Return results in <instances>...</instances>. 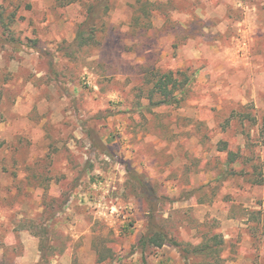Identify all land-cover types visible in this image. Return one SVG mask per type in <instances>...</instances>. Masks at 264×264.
<instances>
[{"label":"rangeland","instance_id":"374dc122","mask_svg":"<svg viewBox=\"0 0 264 264\" xmlns=\"http://www.w3.org/2000/svg\"><path fill=\"white\" fill-rule=\"evenodd\" d=\"M150 1L0 0V264H96L98 237L102 264H208L142 250L152 216L183 243L220 234L219 264H264V0ZM150 67L190 77L180 105L150 104ZM220 140L255 176L216 182Z\"/></svg>","mask_w":264,"mask_h":264},{"label":"trees","instance_id":"16d2710c","mask_svg":"<svg viewBox=\"0 0 264 264\" xmlns=\"http://www.w3.org/2000/svg\"><path fill=\"white\" fill-rule=\"evenodd\" d=\"M138 3L140 4L138 11H141L144 16L149 17L153 8L152 4L154 2L150 0H138ZM139 18L140 15L137 14L135 20H138ZM95 28V25L91 23L89 26V31L87 29H80L76 39L77 45L85 46L90 44V42L94 39ZM144 76L145 82L151 83V86L148 89V99L152 106L180 105L187 95L188 86L191 80L190 77L182 70L173 71L172 69H167L165 71H161L156 67H150L149 69L145 68ZM178 76H182V78H179ZM254 116L255 115L252 116L250 113H247L241 117L243 119H250L255 124L256 119ZM260 124V131L262 135H264V117H262ZM218 150L219 152L225 153V158L215 167L217 172V183L223 182L232 176H237L243 173L245 175L250 174L251 176H255L257 169V166L255 165L252 168V172H249L246 169H236L235 164L239 163V161L241 162L242 158L240 149H230L228 148L227 141L220 140L218 141ZM250 179L253 180L252 182H262V178ZM138 184L140 195H146L147 201L150 204L149 214L155 212L157 208V200L151 181L138 179ZM152 215H150V218ZM165 244L174 246L184 257L188 258L190 255L202 256L205 258L208 264H219V255L220 251H222L225 246V239L218 233H207L203 236V239L196 244L183 243L182 241H179L169 235L161 225L156 224L153 221L152 216V219H150L145 231L138 240V245L142 250H145L148 247L158 248ZM94 247L97 252L96 264H102L109 257H111L112 249L106 245L105 239L103 237L96 238Z\"/></svg>","mask_w":264,"mask_h":264}]
</instances>
